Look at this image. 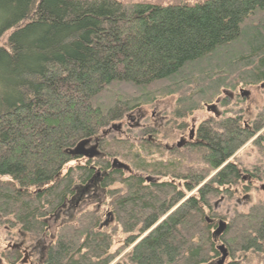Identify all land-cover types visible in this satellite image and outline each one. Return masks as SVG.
<instances>
[{
  "label": "trees",
  "instance_id": "obj_1",
  "mask_svg": "<svg viewBox=\"0 0 264 264\" xmlns=\"http://www.w3.org/2000/svg\"><path fill=\"white\" fill-rule=\"evenodd\" d=\"M10 31L0 48V223L33 236L59 223L43 264H210L220 239L234 257L255 253L264 264V203L235 213L220 237L208 216L213 200L242 181L231 160L264 124L253 132L241 118L202 126L200 143L188 150L197 149L194 164L203 168L175 150L176 162L142 161L139 176L118 170L114 161L129 158L118 141L103 140L94 160L69 154L158 98L180 95L182 118L212 101L229 77L264 83V0L167 7L0 0V39ZM75 161L86 163L66 169ZM94 164L110 171L102 181L110 221L101 211L68 212L94 178ZM119 181L124 188L108 191ZM118 233L125 238L112 252Z\"/></svg>",
  "mask_w": 264,
  "mask_h": 264
},
{
  "label": "rangeland",
  "instance_id": "obj_2",
  "mask_svg": "<svg viewBox=\"0 0 264 264\" xmlns=\"http://www.w3.org/2000/svg\"><path fill=\"white\" fill-rule=\"evenodd\" d=\"M127 7L138 4H149L156 6L167 7L169 5L180 4L195 6L201 4L206 0H115ZM12 31L6 33L0 39V48H4L8 44V39ZM229 82L224 88H220V92L214 97L210 96V99L205 103H201V107L198 111L194 112L191 116L178 117V102L180 95L167 96L158 98L154 103L143 106L133 112L126 114V116L118 122L114 123V127H118L119 123L123 122V133L119 132L118 129H113L112 132L105 138V143H120L122 154L124 153L129 157L127 159L120 158L122 162L128 165L134 175H140L141 172L137 171V165L143 164L142 161H146L147 165H153L157 161L172 160L176 162L179 158L178 152H167L165 146H176L181 141V136L186 134L189 135L193 125L196 130L204 126L206 129H217L218 125L227 119H242L244 128L253 132L256 127H260L264 124V83L257 85L246 84V81H240L238 77H229ZM234 79V80H233ZM224 91L228 92L224 94ZM248 93L247 97L242 98V92ZM234 94L233 99L230 95ZM220 99L223 102L218 105L217 112L220 114V118H216L212 112H208L206 109L207 105H214L216 101ZM154 113H162L166 119L164 123L160 125L157 119L153 117ZM135 116V121H128V117ZM142 120V121H141ZM140 122L142 126H146V130L135 128L136 124ZM158 122V123H157ZM131 126V127H130ZM148 144H151L149 146ZM191 150V149H190ZM180 152H189L188 148L177 150ZM197 149L189 152L186 156L191 161L189 164L191 168L203 166L199 164L200 153L198 152L195 156ZM113 159H110L112 161ZM232 163L238 165L242 171V181L239 182L238 186L232 190V194L220 196L214 199L212 202V212H208V216L212 218L216 224V231L219 227L220 222L226 223L228 226L235 213L248 214L252 207L264 203V129L260 131L253 139L248 141L246 145L240 149L231 160ZM86 161H77L70 163L69 167H75L77 165H84ZM97 170H101L99 166L94 164ZM204 170V169H203ZM104 171V170H103ZM105 172V171H104ZM107 175L110 171H106ZM130 174L124 173L123 179H129ZM213 176V175H212ZM144 177H148L144 174ZM117 181V180H116ZM165 181V180H163ZM162 181V182H163ZM170 181V180H169ZM171 182V181H170ZM122 182H117L108 191L112 189L124 188L125 185H121ZM109 194V192H108ZM186 194L187 198L195 195ZM104 201L101 207V215L104 221L106 220V214L110 211L112 199L108 195H105L103 199L100 194L97 198H92L83 205L81 209L74 210L73 215H77L84 211H97L100 206V201ZM213 213V214H212ZM6 223L5 220H2ZM59 223H50V229L43 236H33L23 233L19 226L12 227L10 224L0 223V255L3 257V264H22L25 257L22 254L15 252L10 248V243L24 242V246H38L39 243L46 244L49 246L55 241L57 233V227ZM110 232V231H109ZM125 236L122 233H118L117 241L112 249V252H116L123 244ZM217 250L220 246H225L229 251L228 258L225 264H261L262 257L255 253L249 254H237L235 257L232 255L230 247H228L223 240L216 244ZM43 245L39 247V253L43 249ZM9 249V250H8ZM132 248H129L125 253L116 261L126 259ZM219 256L215 258L210 264H217L222 257V253L218 250ZM38 256V255H36ZM34 257L33 261L35 260Z\"/></svg>",
  "mask_w": 264,
  "mask_h": 264
},
{
  "label": "flooded vegetation",
  "instance_id": "obj_3",
  "mask_svg": "<svg viewBox=\"0 0 264 264\" xmlns=\"http://www.w3.org/2000/svg\"><path fill=\"white\" fill-rule=\"evenodd\" d=\"M227 93L228 92L224 91L223 95L227 94ZM230 98L231 99L235 98L233 93H232V95H230ZM222 102H223L222 100L218 99L214 105H216L218 107V105H220ZM217 107H216V111H217ZM153 117L157 119L156 121H158L160 123V125H162L164 123V120L166 119V117H164L162 115V113H154ZM220 117L221 116L219 114V116H217L216 118H220ZM128 121L134 122L135 121V116L128 117ZM113 126L114 125H112L108 129H106V131L113 130ZM123 127H124V123L123 122L119 123V127L117 128L118 131L123 133ZM135 128L146 130V126H142L140 122H138L136 124ZM199 129L196 130L195 125H193V127L191 129V132L189 133L188 136H186V134H184V135H182L180 137L181 141L179 142L178 145L172 146V147L167 145V146H165L164 149L167 152H173L175 150H182V149H185V148H191V147L199 144L200 143L199 136H198ZM107 137H105V138H107ZM105 138H102V139L98 140L99 151H100V144H101V142L103 140H105ZM96 140H92V143L90 145H88L87 149L91 148V146H93L95 144ZM179 146L181 148H179ZM91 169H94V168L92 167ZM105 177H107L106 172H104L102 170H96L95 176L92 179V181L90 182V184L87 185L84 188H81V190L78 189V195H77V199H76V204L73 205L74 201H72L71 204H70V207L68 209V212L74 213V210L77 211V210L81 209V207L83 205L87 204V202L89 200H91L92 198L94 199V198L99 197L100 194L102 195V197L104 199L105 195H106V190L102 187V181L104 180ZM153 181H154V179L152 178L151 182H153ZM100 202L101 203H100L99 208L97 209V212L101 211L102 204L104 203L103 200L100 201ZM106 220L107 221L108 220L109 221L112 220V215L110 213L106 214ZM13 243L14 242L10 243V245H9L10 248L13 249L17 253L22 254L25 257L24 262L22 264H43L44 261H45L46 252H47V250H48V248L50 246V245L46 246V244H44V243L43 244L39 243L38 246L36 245L34 247L33 246L25 247L24 246V242H21V243H18V244L15 243L14 245H13ZM41 245H43L45 247H43L42 251L39 253V247H41ZM36 255H38V256H36ZM35 256H36L35 260H37V261H33ZM0 258L3 260L2 255H0Z\"/></svg>",
  "mask_w": 264,
  "mask_h": 264
},
{
  "label": "water",
  "instance_id": "obj_4",
  "mask_svg": "<svg viewBox=\"0 0 264 264\" xmlns=\"http://www.w3.org/2000/svg\"><path fill=\"white\" fill-rule=\"evenodd\" d=\"M247 95L248 93L244 91L241 93L242 98L247 97ZM216 107H217L216 105H210V106L207 105L206 109L208 112H212L217 117L219 116V113L216 111ZM118 127L113 126V129H117ZM111 132L112 130L105 131L103 133V136L107 137ZM91 143H92V140L82 141L73 150H71L69 154L72 157H80V158L89 159V160L100 158L102 156V153L99 151L98 139L95 141V144L91 146V148L87 149L88 145H90ZM179 148L181 147L179 146ZM113 168L118 169V170H124L126 172L130 171V167L128 165L122 164L118 160L114 161ZM147 180L148 182H151L152 178H148ZM225 229H226V223L220 222L219 227L216 230L215 234L220 237L224 233ZM219 251L222 253V257H221V260L217 264H225L228 258V251L225 248V246H220ZM0 264H2L1 258H0Z\"/></svg>",
  "mask_w": 264,
  "mask_h": 264
}]
</instances>
